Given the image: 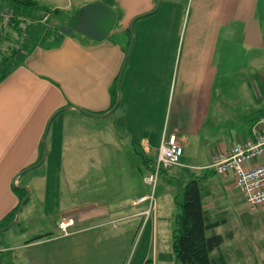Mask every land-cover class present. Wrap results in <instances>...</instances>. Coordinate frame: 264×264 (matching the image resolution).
Segmentation results:
<instances>
[{
    "label": "crops",
    "instance_id": "1",
    "mask_svg": "<svg viewBox=\"0 0 264 264\" xmlns=\"http://www.w3.org/2000/svg\"><path fill=\"white\" fill-rule=\"evenodd\" d=\"M3 1L8 7L15 0ZM28 1L62 10L76 23L84 6L103 1L118 18L103 41L62 29L40 40L34 31L12 64L2 63L0 221L28 199L19 219L25 230L16 240L4 239L0 264H177L173 231L162 235L161 225L164 217L174 222L179 211V183L171 185L173 212L161 215L156 201L148 219V202L137 201L150 193L133 190L139 171L144 176L153 169L163 135L172 133L184 151L192 148V163L213 143L204 164H185L200 173L171 177L180 175L186 184L199 179L204 208L211 222L220 223L207 234L224 238L212 259L264 264V220L255 231L242 217L228 216L231 191L238 188L234 176L220 174L219 182L202 187L207 175L218 174L207 168L212 156L247 138L264 114V0H162L143 18L159 0ZM183 13L188 20L181 40ZM0 32L6 49L13 48L15 30L0 26ZM124 64L120 103L107 115L118 100ZM229 120L236 135L230 128L220 134L217 127ZM44 138L46 159L20 175L42 160ZM139 156L146 172L136 165ZM15 179L20 188H14ZM262 212L264 206L251 215ZM63 221L67 234L59 229ZM31 223L39 230L25 238Z\"/></svg>",
    "mask_w": 264,
    "mask_h": 264
},
{
    "label": "rangeland",
    "instance_id": "2",
    "mask_svg": "<svg viewBox=\"0 0 264 264\" xmlns=\"http://www.w3.org/2000/svg\"><path fill=\"white\" fill-rule=\"evenodd\" d=\"M180 2L183 3V0H181ZM3 3H4V1L0 0V26L2 27V30L8 29V28L14 29L17 35H14L12 37V39L16 38V40L10 42V43L13 42V44H12L13 48H10V46H9L8 49H6V47L4 45L5 36L2 34V36L0 37V71H2V68H3L2 63L3 62L11 65L12 64V57L18 53L23 52L24 49L22 48V45L24 43H29V41L31 40V37H34L33 36L34 31L39 33V36H37L38 37L37 39H40L39 37H45L52 32H55L56 34L63 33V31L61 30L62 26H69L70 27V26H73V24L75 22L74 21L75 19H72L71 17H69L68 15L63 13L62 10H51V9L41 7L40 5L36 4L37 7H35L34 9L28 8V9H24V10L20 9V10L16 11V10H12V9H17L15 7L16 5L13 6L14 5L13 3H10L13 5H9L8 7H5ZM161 4H162V0H160V5ZM10 11L14 12V14L16 15L15 18L14 17H9V19L6 18V16L10 15V13H9ZM183 15H184V13H183ZM150 17H152V16H150ZM149 20H150V22H149L150 25H152L154 19L150 18ZM187 20H188V13L185 14L184 16H182V19H181L180 34H179V36L181 37V40L184 37L183 26L185 28ZM39 25L41 27H39ZM156 25L157 24H153L152 26L155 27ZM9 50H11V51H9ZM4 57H5V59L3 60ZM4 68H6V67H4ZM6 69H8V68H6ZM253 72L254 71L251 69V75L250 76H254ZM102 115H106V114H102ZM236 117H237V114H233V116L231 117L233 119V122H235ZM232 125H233V123L229 120L228 125H225V124L219 125L217 127V129L220 128L219 129L220 134H225L227 132L228 128H230L232 133H234L235 129L232 128ZM233 127L238 129V124H236V125L234 124ZM214 132H216V130ZM237 141H239V140H237ZM212 144L213 143H211V145ZM44 145L46 146L45 143H44ZM211 145H210V147L207 146L204 149L201 148L200 152L198 153L197 159L193 163L189 159L190 152H191L192 148L190 150H185L184 154L181 158V163H183V165H184L183 168L180 166H176V167L171 168L168 172H166L165 176H163L161 174L159 182L156 186L157 187L156 191H155L156 201H157V205H158V212H160L161 215H163L164 213H167L169 211L173 212V210H174V205H173V203L170 202L171 201L170 196H172V189H171L172 183H175V184L179 183L178 189H181L183 186L186 185L185 180L181 179L180 175L176 176L178 178H171V177L174 176L175 174H177V171H184V174L186 176H190L194 173H195V175L200 173L202 170L194 168V167L190 168L189 165H185V164H190L189 162H191L192 164H204L206 162V161H204V158H207L209 156V153L213 149L211 147ZM141 157L142 156H139V158L137 159L136 165L139 166V169H141L143 172H146L147 169L142 167L143 164L141 161ZM203 171H204V173L206 172V170H203ZM33 174H31V175H33ZM139 174H140L141 181H140V179L136 178V183H135V181L133 182V190L138 192L139 194L144 193V192L150 193L151 192V186L146 185L144 183L145 182L144 176H146L147 174H145L143 176V173H141L140 171H139ZM181 174H183V172ZM205 178L206 179L202 180L203 189H204V187L212 186L214 181L219 182L222 179V176L220 174L214 175L212 173V174L207 175ZM237 189H232V191H231V195L234 196V198L232 199L233 206L231 207V209H229L227 211L228 216L230 219H233V218L238 219V218L242 217V219L244 221H246V223L251 225L252 229L257 231L260 227V221L263 222V220H264V212L259 213L255 216L251 215V214H253V212L250 211L248 206L246 205V203L243 199V195H242L241 190L239 188H237ZM210 190H212V189H210ZM231 221H233V220H231ZM162 223L163 224L161 225V233H162V235L166 236V235H168V233L170 234L173 230V219L164 217V218H162ZM34 224L35 223H31L30 232H28L25 235V238H27L28 236L29 237L33 236L32 234H34L37 230H39L38 225L37 224L34 225ZM24 226H25V223L22 220H20L17 224L13 225L12 227L6 229L5 231L0 232V245L8 244V242L4 241V239L16 240L15 236L20 235V233H22L23 230H25ZM155 226H156V224H155ZM162 230H164V232H162ZM251 232H253V231H251ZM4 259L6 260V258H4Z\"/></svg>",
    "mask_w": 264,
    "mask_h": 264
},
{
    "label": "built area",
    "instance_id": "3",
    "mask_svg": "<svg viewBox=\"0 0 264 264\" xmlns=\"http://www.w3.org/2000/svg\"><path fill=\"white\" fill-rule=\"evenodd\" d=\"M14 17L13 11L9 12ZM184 154V146L176 134L163 135L156 161L151 172L144 178L151 186V192L138 199L137 204L148 202V208L143 214L148 219L156 208V186L164 171L180 166ZM207 168L218 174H232L235 185L241 190L243 199L253 213L264 205V114L252 126L249 136L236 141L229 148L221 150L212 156ZM69 224L63 221L59 229L63 234L68 233ZM6 249L0 246V256ZM153 264H157L154 262Z\"/></svg>",
    "mask_w": 264,
    "mask_h": 264
},
{
    "label": "trees",
    "instance_id": "4",
    "mask_svg": "<svg viewBox=\"0 0 264 264\" xmlns=\"http://www.w3.org/2000/svg\"><path fill=\"white\" fill-rule=\"evenodd\" d=\"M107 1L111 4L112 0ZM14 6L18 10H24L30 6L35 7L36 3L28 0H15ZM177 204L179 211L174 217L172 230V249L177 264H216L211 253L222 245L224 238L218 234L212 236L207 234L209 230L219 226L220 223L211 222L208 212L204 208L199 179H193L181 188V193L177 197ZM18 210L19 207L15 214L0 221V229L10 225ZM43 237L45 236H39L36 239Z\"/></svg>",
    "mask_w": 264,
    "mask_h": 264
},
{
    "label": "water",
    "instance_id": "5",
    "mask_svg": "<svg viewBox=\"0 0 264 264\" xmlns=\"http://www.w3.org/2000/svg\"><path fill=\"white\" fill-rule=\"evenodd\" d=\"M160 5V0L158 1L157 7L155 8L154 11L146 13L144 15H142L143 17H147L151 14H153L154 12H156L159 8ZM117 12L110 7L108 4H106L103 1H96L93 3H90L86 6H84L80 12V18L79 21L77 23H75L72 27L67 28L66 26H64L62 28V30L66 33H71L72 31H76L78 33H81L83 35H85L86 37H89L90 39H93L95 41H103L105 40L108 35L111 33V31L113 30L116 21H117ZM138 20V18H135L132 20L131 24H130V31H131V45L130 48L128 50L127 53V58L130 55V52L132 50L133 44H134V34H133V28H134V24L135 22ZM125 68V64L123 66L122 69V73L118 82V100L115 104V106L108 111L107 115L112 114L117 107L119 106L120 103V99H121V92H120V81L122 78V74H123V70ZM90 115H94L91 114ZM43 142L45 143V138L43 139ZM47 147L45 146V152L43 155L42 160L37 163L36 165H33L32 167H29L27 169H25L24 171H22V173H20V175H22L23 173L29 171L32 168H35L37 166H39L41 163H43V161L46 159V155H47ZM17 179L14 180L13 186L14 188H20L17 185ZM27 190H29L27 187H24ZM28 199V196L25 197L20 204L19 210L16 214L15 219L10 223V225L7 228H2L0 229V232L5 231L6 229L12 227L13 225L17 224L19 219H20V214L22 212V209L26 203Z\"/></svg>",
    "mask_w": 264,
    "mask_h": 264
}]
</instances>
